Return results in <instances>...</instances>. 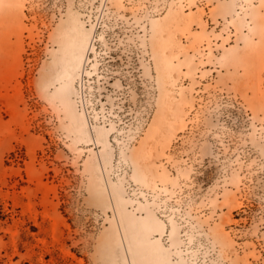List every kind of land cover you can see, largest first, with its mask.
Instances as JSON below:
<instances>
[{
  "label": "rangeland",
  "instance_id": "obj_1",
  "mask_svg": "<svg viewBox=\"0 0 264 264\" xmlns=\"http://www.w3.org/2000/svg\"><path fill=\"white\" fill-rule=\"evenodd\" d=\"M0 264H264V0H0Z\"/></svg>",
  "mask_w": 264,
  "mask_h": 264
}]
</instances>
